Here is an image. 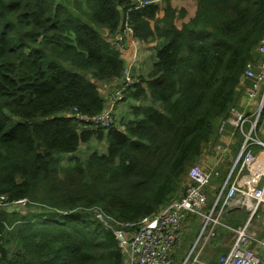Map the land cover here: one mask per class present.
<instances>
[{
    "label": "trees",
    "instance_id": "16d2710c",
    "mask_svg": "<svg viewBox=\"0 0 264 264\" xmlns=\"http://www.w3.org/2000/svg\"><path fill=\"white\" fill-rule=\"evenodd\" d=\"M153 1L128 16L117 6L131 0H0V196L30 202L0 208V264H124L93 209L134 230L158 214L251 87L244 74L264 38V0ZM125 18L139 42L159 40L150 73L126 97L151 103L122 129L82 130L74 109L101 114V84L124 77ZM104 140L106 153L75 156ZM229 214L232 227L249 218Z\"/></svg>",
    "mask_w": 264,
    "mask_h": 264
},
{
    "label": "built area",
    "instance_id": "2783aa9c",
    "mask_svg": "<svg viewBox=\"0 0 264 264\" xmlns=\"http://www.w3.org/2000/svg\"><path fill=\"white\" fill-rule=\"evenodd\" d=\"M152 2L154 1L131 0L127 9L124 5L117 6V9L129 16V12L144 8ZM119 32L121 35L117 46L122 53L125 45L122 46L121 43L129 39H133L134 42L138 40L135 39L127 18L123 29ZM105 37L112 43L113 38L109 34ZM255 53L258 55L257 61L249 62L245 69L244 78L250 80L251 87L245 91L243 105L230 108L229 119L219 121L214 145L212 143L210 145L215 146V154L219 151L226 153L231 147L224 143V132L227 131L233 140L237 133L241 139L243 138L233 168L223 178L218 189L213 190L210 187L212 192H216L213 201H210L208 187L213 177H220V173L216 172L214 167L208 168L204 165L206 163L202 157L201 165L196 163L190 168L185 191L173 198L158 214L143 218L137 224V230L133 229L134 224L119 221L115 222V226H111L100 208L93 209L94 215L112 229L124 254V264H176L173 250L181 241L185 220L192 214L202 217L204 225L193 243L192 250L188 252V257L179 264H188L195 250L199 252L193 261L198 264H208L203 261L201 254L212 240L215 230L220 227L234 234L235 241L227 253L219 256L216 264L264 263V235L260 237L256 224L253 223L255 217L259 215L260 208H263L264 212V140L258 135L264 130V38ZM138 61L139 54L135 50L126 63L124 77L119 82H115L117 85L110 104L108 107L106 105L104 112L90 116L74 109L75 118L80 122L82 130L91 132L108 130L115 124L116 106L125 101L128 93L139 83L135 74ZM227 126H232L234 130L231 132ZM237 143L234 141V145ZM209 148L208 151L211 150ZM255 148L263 150L256 153ZM207 154L209 153L205 156ZM236 168H238L237 173H235ZM29 203L28 199L10 203L6 196H0V208H7L9 212L24 211ZM234 210L247 212L249 218L243 225L232 227L226 223L230 211ZM261 220L264 227V216ZM129 229L135 232L128 237L126 230Z\"/></svg>",
    "mask_w": 264,
    "mask_h": 264
},
{
    "label": "rangeland",
    "instance_id": "374dc122",
    "mask_svg": "<svg viewBox=\"0 0 264 264\" xmlns=\"http://www.w3.org/2000/svg\"><path fill=\"white\" fill-rule=\"evenodd\" d=\"M182 2L183 1H181V0H174V3L175 4L182 3ZM125 42L121 43V45L124 46L125 45ZM256 56L258 57V55H256ZM102 87H103V84H101L100 91L103 90ZM132 100H131V98H127L125 101L120 102L122 105H120L119 108L121 106H123V105L129 106L130 103L132 102ZM118 105H117V107H118ZM119 119H120V116H119ZM123 121H125L124 123H126L127 122V119H124ZM121 124H122V121L119 122L118 118L116 117V123L114 124V126L120 128L121 127ZM227 129L228 130H231V132L234 130L232 126H227ZM258 135H259V137L262 140H264V130L262 132L258 133ZM213 138L214 139L212 140V144L215 142L216 134H215V137H213ZM233 141H237L238 143L236 145H232L231 148L229 150H227V152L225 153L226 154V157L228 158V162H224L222 164H217V163H221L224 158L222 159L221 156H217V154H216V156H214V157H217L215 160H212V159H209L208 158L207 159V163L204 164L208 168L214 167L215 171L218 172V173H220V177L219 176H214L213 177L212 183L208 187L209 190H210V187L213 190L218 189L220 187V184H221L223 178H225V176L227 175V173L230 172V170L234 166L235 159H236V157H237V155L239 153V148L241 146V143H243V138L241 139L239 136L236 135V137H235V139ZM107 145H108V142L106 140L104 142L93 141V142H91L89 144H83L80 147V150L75 154V156L77 157V155H79V156H81L79 158L81 160H84L86 158V156H89L93 152V149L92 148H95L96 151H99L100 153L102 151H103L102 153H106V151H107ZM213 145L210 146L209 150L210 149H213L214 150L215 146H213ZM262 150H263L262 148H255V152L256 153H258L259 151H262ZM206 153H209L208 149L204 153V155H203L204 157H205V154ZM212 156H213V154H212ZM63 163H64V165H67V164H71L72 162H71V159H68V158H65L64 157L63 158ZM196 163H198L199 165H201V160H198ZM237 171H238V168H236V172L235 173H237ZM180 193H183V191L179 192L178 194H180ZM215 195H216V192H210V195H209L210 201H213L215 199L214 198ZM29 209L30 208H28L27 211H29ZM263 216H264L263 208H260L259 215L257 217H255V220H253V223L256 224V230H257L258 234L261 235V236L264 235V227H262V220H261L263 218ZM187 220H190V222H189V225L188 226H185L184 227V229L186 230V232H183L182 233V237H181L180 243L173 250V256H174L175 260L176 261L178 260L180 262L183 260L184 257H188V255H189L188 252L190 250H192V248H190V247L192 246L194 240L197 238L198 232L200 233V231H201V229H202V227L204 225L203 218L200 217L199 215H196V214L190 215ZM230 226H232V225H230ZM217 231H218V234H217ZM219 236H225L227 242H229V246L231 244L230 243L231 241L232 242L235 241L234 234L230 233L224 227H220V228L216 229L215 230V234L212 237V240L205 246L204 251L201 254V258L202 259H205L204 254H205V251H207V250L209 252L208 255H207V257L208 258L211 257V259H213V258H215V257L218 256V254L215 253L216 250H214V249H217V253H220L221 250H225V249L228 248V244H226V243H224L222 241L224 239V237L219 238ZM210 245H211V248H209ZM179 249H181V250L178 253V250ZM198 252L199 251H197V250H195L193 252L192 256L189 258V263L188 264H190V263H192V264H198V263H196V262L193 261V260H195L194 257L196 255H198ZM263 257H264V255H263ZM201 258L199 256V259H201Z\"/></svg>",
    "mask_w": 264,
    "mask_h": 264
},
{
    "label": "crops",
    "instance_id": "0c3cea01",
    "mask_svg": "<svg viewBox=\"0 0 264 264\" xmlns=\"http://www.w3.org/2000/svg\"><path fill=\"white\" fill-rule=\"evenodd\" d=\"M183 1V0H181ZM104 33V31H103ZM158 40V39H157ZM150 41V42H147V43H144V42H139L136 41L134 42L133 39H129V40H126L125 42V49L124 51H122V58L126 61V63H128V60L131 58V56L134 54V51L137 50L138 54H139V61L138 63L136 64V68H135V74L137 76V79H141V78H146L148 76V74L150 73L152 67H153V64L154 62L156 61V45L157 43L159 42L158 41ZM117 85V83H106V84H103V90H101V93L103 94V96L106 98V104H107V107L109 106L110 104V100H111V97L113 95V91L115 89V86ZM136 88V87H135ZM244 99V98H243ZM241 99L240 101V106L243 105V102L244 100ZM132 100V99H131ZM150 99L148 98L147 100L145 101H141V100H132V102L130 103L129 106H126V105H123L119 108L120 105H122L121 103L118 105V107L116 106V110H115V123H116V117L118 118L119 122L122 121V124H121V129L124 128L122 125H123V121L124 119H127V121L129 120H132L134 118L133 116V109L135 106H144V105H148L150 104ZM119 116H120V119H119ZM119 128V127H118ZM223 140H224V143L228 146V147H231L232 145H234V141L233 139L229 136V133L224 132L223 134ZM105 141V140H104ZM107 148H108V145H107ZM223 148H227V147H223ZM91 149V148H90ZM93 151H96L95 148H92ZM103 152V151H102ZM101 152V153H102ZM213 156H212V154ZM216 156L215 154V151L213 149H211L209 151V154H207L205 156V160H204V156H203V161L205 163H207V159H212V160H215L217 157H214ZM217 156H221L222 157V162L221 163H217V164H222L224 162H228V158L226 157V154L224 153V151H219V153L217 154ZM77 157H81L79 155H77ZM88 156H86L87 158ZM71 158L70 156H68V159ZM85 158V159H86ZM84 159V160H85ZM242 211V210H241ZM245 212V211H243ZM247 214V212H245ZM230 218H233V214L230 216V214L228 215ZM228 218V217H227ZM227 220V219H226ZM188 225V222L187 220L185 221V224L183 225V227L187 226ZM183 232H186V230L184 229ZM199 234V232H198ZM195 243V242H194ZM194 245V244H193ZM192 245V246H193ZM192 246L190 248H192ZM209 248H211V245L209 246ZM231 248V247H230ZM181 249L178 250V253L180 252ZM214 250H217V249H214ZM228 251H229V248H228ZM216 253V252H215ZM222 253H220L217 257L211 259V257H205V259H203V261L205 263H208V264H216L219 256H221ZM225 254V253H224ZM223 255V254H222ZM174 258V256H173ZM185 258V257H184ZM183 258V259H184ZM174 262L176 264H179L180 261H176L175 258H174ZM192 264V263H190Z\"/></svg>",
    "mask_w": 264,
    "mask_h": 264
}]
</instances>
